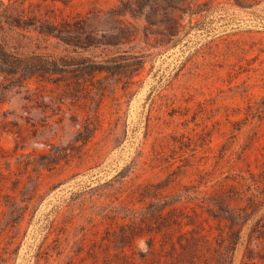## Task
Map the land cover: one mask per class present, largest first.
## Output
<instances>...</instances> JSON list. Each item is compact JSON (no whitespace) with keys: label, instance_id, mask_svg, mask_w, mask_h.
Wrapping results in <instances>:
<instances>
[{"label":"rangeland","instance_id":"obj_1","mask_svg":"<svg viewBox=\"0 0 264 264\" xmlns=\"http://www.w3.org/2000/svg\"><path fill=\"white\" fill-rule=\"evenodd\" d=\"M0 65V264H264V0H0Z\"/></svg>","mask_w":264,"mask_h":264},{"label":"trees","instance_id":"obj_2","mask_svg":"<svg viewBox=\"0 0 264 264\" xmlns=\"http://www.w3.org/2000/svg\"><path fill=\"white\" fill-rule=\"evenodd\" d=\"M6 47V45L5 44H3V48H5ZM6 60H8V59H5V61H4V64H8V61H6ZM12 63H14V62H12ZM0 70H2V71H7L8 69H6V67H4V65H0Z\"/></svg>","mask_w":264,"mask_h":264}]
</instances>
